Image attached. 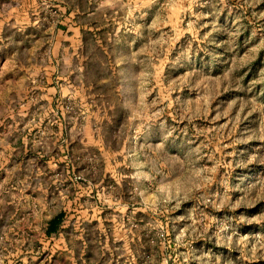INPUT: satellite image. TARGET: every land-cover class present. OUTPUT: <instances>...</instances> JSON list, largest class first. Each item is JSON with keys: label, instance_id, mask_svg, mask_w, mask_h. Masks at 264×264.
Segmentation results:
<instances>
[{"label": "rangeland", "instance_id": "374dc122", "mask_svg": "<svg viewBox=\"0 0 264 264\" xmlns=\"http://www.w3.org/2000/svg\"><path fill=\"white\" fill-rule=\"evenodd\" d=\"M123 1L117 55L128 60L105 145L60 150L58 178L46 181L60 231L33 256L3 219L0 264H264V0ZM5 58L0 141L18 143L22 112L41 101ZM51 107L62 110L45 118L48 139L64 119L76 126L63 145L94 137L80 103L77 115L73 101ZM14 182L0 180V192Z\"/></svg>", "mask_w": 264, "mask_h": 264}, {"label": "crops", "instance_id": "0c3cea01", "mask_svg": "<svg viewBox=\"0 0 264 264\" xmlns=\"http://www.w3.org/2000/svg\"><path fill=\"white\" fill-rule=\"evenodd\" d=\"M121 8H125L123 0H0V51L6 53L1 67L27 72L41 101L37 110L28 107L22 112L28 123L20 129V142L0 141V161H5L0 180L15 181L13 190L0 192V228L3 219L11 221L13 230L8 237H13L16 245H26L27 254H40L46 236L56 235L62 227V214L46 216L47 212H56L57 189L55 183L49 185L46 181L58 178L60 150L78 145L104 146L103 117H112L118 111L114 101L122 96L124 83L118 69L122 61L128 60L117 55L125 32ZM48 45L56 53L50 62L45 59ZM61 99L73 101L74 115L81 104L87 119L86 132L94 137L86 133V137L78 139L72 135L63 145L59 139L62 131L67 133L69 126L74 134L76 126L66 125L64 119L55 137L47 138L45 118L53 112L60 114L62 109L51 106ZM64 114L61 112V116ZM35 117L37 123H31ZM47 146L52 151L46 152ZM19 148L23 155L16 157L14 152ZM47 189L52 197L49 200Z\"/></svg>", "mask_w": 264, "mask_h": 264}]
</instances>
